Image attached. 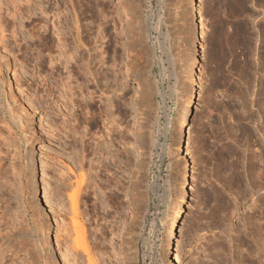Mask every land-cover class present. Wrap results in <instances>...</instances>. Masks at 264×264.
I'll return each mask as SVG.
<instances>
[{
    "label": "rangeland",
    "instance_id": "rangeland-1",
    "mask_svg": "<svg viewBox=\"0 0 264 264\" xmlns=\"http://www.w3.org/2000/svg\"><path fill=\"white\" fill-rule=\"evenodd\" d=\"M188 3L0 0V264H163L183 155L191 179L174 227V264H264V0H199L202 55L194 105L181 127ZM53 13L68 54L78 46L77 26L102 52L105 105L111 70L117 72L113 126L103 115L90 127L81 114L98 115L99 104L85 109L76 79L66 81L60 62L55 70L49 63L61 52ZM83 130L91 148L102 143L107 160L91 150L81 159L72 131ZM177 136L181 147L172 145ZM31 148L55 215L54 252L42 239L50 217L29 184Z\"/></svg>",
    "mask_w": 264,
    "mask_h": 264
},
{
    "label": "bare ground",
    "instance_id": "bare-ground-1",
    "mask_svg": "<svg viewBox=\"0 0 264 264\" xmlns=\"http://www.w3.org/2000/svg\"><path fill=\"white\" fill-rule=\"evenodd\" d=\"M186 3H187V1H186ZM50 4H51V2H50ZM42 6H44V5H42ZM47 6H49V5H47ZM53 6H54V4H53ZM39 8H38V10H39ZM40 10H41L42 14L46 13L45 9L42 8ZM188 10H189V15H191V17H190V21H189V24H188L189 32L187 34L186 41L188 43V47L190 48V51H189L190 53H189L188 60L186 61L187 63H186V66H185V70L183 71L184 72V76H185L184 77L185 78L184 91L186 92V94H185V92H184V94L186 96V99L183 102L184 104L182 105V107L180 109L179 126H181V127L186 126L189 112L192 110L193 105H194V102H193L194 101V94H195V91L197 89V68H198V64H199V61H200V58H201V55H202L201 48L199 46V37H200V32H199V27H198L199 18H200V15H199V0H189ZM57 13H53V15L51 17L52 19L54 18L53 21L51 20L52 21L51 22V27H52L51 31H53V35L55 36V38H57V42H58V45H59V49H61L60 50L61 52L59 53V55H58V57L56 59L53 58V57L50 58L49 63H51V64L52 63L53 64L56 63L55 67H53L54 70H55V69H57V66H58L57 62H60L59 65L62 66L63 70H66L65 71L66 72V77H67V78H65L66 81H67V79L69 80L71 77H74L73 79H76V81L78 82V86L77 87L80 90V94H79L80 102H81V105L85 109L88 108L89 106H91L92 103L94 104L95 101H97V103L99 104V105H97L98 106V110H99L98 111V115L92 114V112L91 113L89 112L91 114V115H89V117H87L88 114H89L88 112H84V113L81 114L83 116V120H86L87 122H89L88 124H89L90 127H96L97 128V125H99L98 124L99 123L98 118H101L103 115H104V117H107L106 118L107 121H110L111 124L112 123L114 124L115 117H116V112H117V110L119 108L118 106H119V103H120L119 102V96L115 94L116 93V88L115 87L117 85V78H116L117 72L115 70H113V69L111 70V81L110 82H112V84L110 83L109 89L111 91L110 93L112 94V98H109V100H107L108 101V105H105V103H106L104 101L105 99H103V101H102V98H103V95H105L106 91L108 90V86H107L108 79L106 77V73L104 72V61H103V57H102V52L98 49V47L93 49V47L92 48L89 47L84 42L85 39L80 35L81 33L78 30L79 27L76 25L77 29L75 28L76 29L75 31H76L77 35H76V38H74V39L76 40L75 42H77L78 46H77V49H75V51L74 50L72 51V54L71 53L68 54L69 53L68 50H67L68 53L65 51L66 45L63 48L64 44L63 45L60 44L61 40L65 41V40L62 39L63 36H61V39L59 38L60 36L58 37V35L59 34L62 35V33L60 31V33L58 34L60 29H57L58 26H56V23H59L58 20L60 18L57 16ZM60 14L62 16V12ZM44 17H46V16L44 15ZM39 18H41V17H39ZM45 28H46V25H45ZM60 28H63V27H60ZM41 29H44L43 25H42ZM41 29H39V30H41ZM57 30H58V32H57ZM38 33H39V31H38ZM40 35L42 36V34H40ZM97 36L100 39L102 38L101 30H100V32L98 33ZM87 43H89V42L87 41ZM60 45L62 47H60ZM57 48H58V46H57ZM56 60H57V62H55ZM51 67H52V65H51ZM6 75H7V79L4 80V83H9L10 84V82L12 81L11 75H10V73H7ZM44 79H45V77H44ZM42 80H43V78H42ZM49 80H52V79H49ZM53 81H54V79H53ZM89 83H92L94 89L96 90V91H93V92H96L97 95H98L96 98H94V96L92 97V93H91V91H89V88H90L88 86ZM51 85H53V84H51ZM65 85L66 86L68 85L67 82L65 83ZM65 85L63 87H65ZM63 87H62V89H64ZM71 87H69V91H70L69 93H70V95L73 96L74 92H71V91L74 88L73 87L71 88ZM66 88L68 90V86ZM67 90H65V91H67ZM95 99H98V100H95ZM180 99H182V96H181ZM181 103H182V101H181ZM108 118L110 120H108ZM76 120H78V117L73 119V121H76ZM103 122H104V120H103ZM113 124H112V126H113ZM107 129H108V127H107ZM84 130L80 131V132L72 131L73 134H74L73 135L74 137L76 135H78V139H75L74 142H76L77 146L79 144L80 153L82 154L81 155V159L82 160L86 159L87 155L89 154L88 150H91L92 153H96V154L99 153L100 155H103L104 157L103 156L102 157H103L104 161L107 160L108 157L104 155V154H106L105 153L106 151L104 152V149H102V147H103L102 143H99V142L96 143L95 147L94 148L92 147L93 148L92 149L90 147L91 143H89V139L86 138L87 137V133H85ZM111 130L113 131L115 129L112 128ZM105 132H106V130H105ZM93 139H95V138H93ZM172 142H173L172 145H175V146L178 145L179 147H181L180 146L181 145L180 144V136L175 137ZM129 153L131 155V152H129ZM101 161H102V159H101ZM78 164H80V162ZM179 164H178V173L182 172V181H181V183H179L178 189L176 187V191L178 190V197L177 198L176 197H171L170 200H169V207L168 208H169L170 214L169 213L168 214L170 216V219H169L170 220V224H169V228L167 230L166 239L164 240V243H162V246H161V256H162V258L164 260L163 264H174V260H173V254H174V252H173L174 251L173 241H174V238H175L174 227L179 223V221L182 218L184 205L187 202L188 186H189L190 179H191V176L189 174L190 164H189L187 156L183 155L182 156V161H180ZM27 168H28V171L30 172L29 184H30V187L32 188L33 197L36 200L37 199L40 200L41 204L45 208V212H46L47 216L50 217V220H49L50 222H48V224H46L44 226V230H43V233H42V235H43L42 239H43L44 245L50 251H53L55 249V246H54V243H53V240H54V235H53L54 234V228H53V225L56 224L55 215H54L53 210H52L51 202L44 195L45 193H43V190H42V188H41V186L39 184V173H40V171H39V165H38L37 160H36L35 155H34L33 148L30 149V152L28 154ZM70 171H72V170H70ZM80 175H82V174H80ZM79 177H80V180L77 181V179H76V183H75L76 187L74 186L76 191L74 190L75 192L74 191L73 192L75 194H73V196L71 194V197H69L70 204L72 206V209L74 210V211L72 210L73 212H75V210L77 209V208L75 209L76 203L78 202L77 201V195H78V192L82 189L81 183L83 182L82 181L83 177L82 176H79ZM75 178H76V176H75ZM97 200H99V199L97 198ZM77 205H78V203H77ZM76 212L73 213V215H76ZM257 230L261 231L260 229H257ZM80 234L82 235L81 231H80ZM79 241L80 242H78V243H81V248L84 247L82 249V251L87 256L86 252H88V250L85 249L84 242L82 240H79ZM82 244H84V245H82ZM256 254L259 256L258 252ZM89 257H87V258H89ZM90 259L91 258H89V260ZM89 260H88L89 264H92L93 262L91 263Z\"/></svg>",
    "mask_w": 264,
    "mask_h": 264
}]
</instances>
